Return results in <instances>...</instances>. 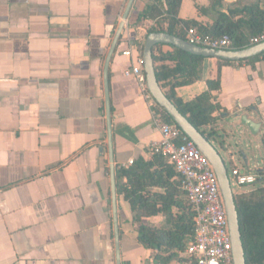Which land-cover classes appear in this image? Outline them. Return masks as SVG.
Here are the masks:
<instances>
[{"label":"crops","instance_id":"0c3cea01","mask_svg":"<svg viewBox=\"0 0 264 264\" xmlns=\"http://www.w3.org/2000/svg\"><path fill=\"white\" fill-rule=\"evenodd\" d=\"M152 1L0 0V264H157L116 192L126 181L117 172L130 160H152L148 145L160 139L156 107L124 75L142 57L149 31L167 28L137 22ZM212 1L181 0L177 18L212 23ZM256 1L220 0L216 11ZM128 50L131 57L123 55ZM215 60L205 58L200 78L175 89L182 102L210 92ZM210 94L217 122L204 131L216 132L211 142L230 168L252 173L244 171L248 154L264 150V60L222 66ZM243 116L258 124L255 134ZM142 223L162 227L165 220ZM179 257L158 264H186Z\"/></svg>","mask_w":264,"mask_h":264},{"label":"trees","instance_id":"16d2710c","mask_svg":"<svg viewBox=\"0 0 264 264\" xmlns=\"http://www.w3.org/2000/svg\"><path fill=\"white\" fill-rule=\"evenodd\" d=\"M262 0L240 9L228 10L227 14L216 11L220 0H214L207 11L216 14L212 23L201 24L200 21L180 20L177 18L181 0H154L148 3L137 22L142 19H152L155 22H165L167 28L154 27L149 33L163 32L185 40V30L194 27L202 35L221 37L227 35L232 45L230 49H243L250 45V39L264 33V9L260 8ZM200 14L206 10L196 7ZM238 17L234 20V17ZM163 45L152 49V59L157 83L176 109L208 140L216 135L207 126L213 127L217 119L213 113L218 105L212 104L211 91L216 89L220 77V69L233 62L215 60L208 90L189 102H182L175 94V89L189 85L201 76L205 58L194 56L177 48L169 47L163 51ZM264 60V53L238 63L254 64ZM156 112L166 122L173 124L170 118L156 106ZM158 168V169H157ZM263 173V172H261ZM117 195L127 201L132 220L137 226V239L146 248L154 252L158 263H167L180 259L186 243L192 238L193 211L180 189V179L172 165L160 155H152V160H137L128 169L117 172ZM264 182V176L262 183ZM234 203L238 215V223L244 258L246 264H264V184L258 185L248 192L234 195ZM162 215L165 225L154 227L142 223L145 218Z\"/></svg>","mask_w":264,"mask_h":264},{"label":"built area","instance_id":"2783aa9c","mask_svg":"<svg viewBox=\"0 0 264 264\" xmlns=\"http://www.w3.org/2000/svg\"><path fill=\"white\" fill-rule=\"evenodd\" d=\"M185 41L214 50H230L232 45L227 35H202L194 27L185 30ZM263 41L264 33L250 39L249 43L256 45ZM123 55L131 57L133 54L128 50ZM134 60L124 75L135 78L144 99L155 109L156 105L145 87L142 57L137 56ZM152 115L160 139L148 145V153L160 155L172 165L180 179L184 198L193 211L192 238L180 255L185 258L186 264H233L228 221L215 172L208 160L176 125L166 122L156 111ZM128 163L132 165L133 161ZM227 176L231 187L233 185L238 189L264 184L260 174L244 173L235 167L227 171Z\"/></svg>","mask_w":264,"mask_h":264},{"label":"water","instance_id":"95a60500","mask_svg":"<svg viewBox=\"0 0 264 264\" xmlns=\"http://www.w3.org/2000/svg\"><path fill=\"white\" fill-rule=\"evenodd\" d=\"M157 45L174 47L188 54L203 57L206 59L239 62L264 53V41L259 44L251 45L249 47L238 50H214L191 45L184 39L178 38L168 33L153 32L149 33L146 36L142 47V67L145 76L146 90L152 97L155 105L159 107V109L162 110L170 118L173 124L176 125L186 137H188V139L195 145V147L210 163L218 180L225 214L228 221L233 264H246L240 234V227L238 223V215L234 203V193L227 176L225 163L219 152L213 146L211 140H208L205 135L198 131L193 125H191L188 120L182 114H180L174 104L167 99V97L160 89L155 77L154 64L152 59V49ZM105 93L106 100L108 101L106 83ZM240 123L242 125H245L252 134H255L257 132L258 124L246 119L245 116L241 117ZM113 211L114 221L116 222L115 185H113Z\"/></svg>","mask_w":264,"mask_h":264},{"label":"rangeland","instance_id":"374dc122","mask_svg":"<svg viewBox=\"0 0 264 264\" xmlns=\"http://www.w3.org/2000/svg\"><path fill=\"white\" fill-rule=\"evenodd\" d=\"M212 144H213V146H215L213 141H212ZM215 149L217 150V147L216 146H215ZM219 154L222 157L223 161L226 162V165L225 166H226L227 171L229 172L230 167H229V164L227 163L226 155H224V153H220V152H219ZM254 156L256 158H254ZM248 157H249L250 160L248 162L247 170H244L245 172L255 173L256 170H253V168L256 167V166L259 168L260 171H263L264 172V150H261L260 149L259 151H257V150L256 151H253L252 154H248ZM257 186L258 185L250 186V187H245V188H242V189H238V188H236L235 186L232 185V191H233L234 195H237V194L242 193V192L243 193L244 192H248V191L254 189Z\"/></svg>","mask_w":264,"mask_h":264}]
</instances>
